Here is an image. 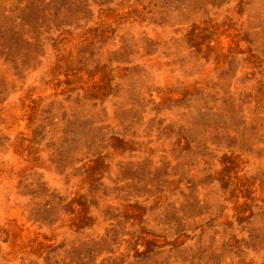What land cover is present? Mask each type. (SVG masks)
<instances>
[{"label": "rangeland", "instance_id": "rangeland-1", "mask_svg": "<svg viewBox=\"0 0 264 264\" xmlns=\"http://www.w3.org/2000/svg\"><path fill=\"white\" fill-rule=\"evenodd\" d=\"M0 264H264V0H0Z\"/></svg>", "mask_w": 264, "mask_h": 264}]
</instances>
